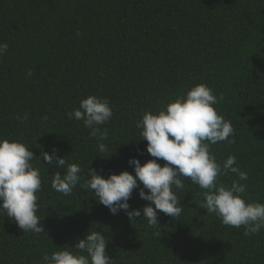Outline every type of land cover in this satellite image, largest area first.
Wrapping results in <instances>:
<instances>
[{
	"label": "trees",
	"instance_id": "obj_1",
	"mask_svg": "<svg viewBox=\"0 0 264 264\" xmlns=\"http://www.w3.org/2000/svg\"><path fill=\"white\" fill-rule=\"evenodd\" d=\"M0 43L8 44L0 56V139L37 157L36 214L45 231L24 233L0 214V264H42L44 254L95 230L114 264H264V229L245 236L243 226L207 215L202 190L188 178L174 189L182 214L158 212L159 227H150L143 212L136 222L123 210L113 215L80 185L69 196L54 191L52 175L65 169L42 160L43 151L57 149L84 179L89 168L105 179L135 175L130 158L153 159L136 122L205 84L234 129V142L210 151L221 164L235 156L234 166L248 174L240 181L247 201L264 204V0H0ZM88 96L107 99L113 110L99 126L108 132L103 153L83 121L66 116ZM26 113L27 121L17 119ZM218 179L228 186L238 177ZM138 191L130 210L150 203Z\"/></svg>",
	"mask_w": 264,
	"mask_h": 264
},
{
	"label": "clouds",
	"instance_id": "obj_2",
	"mask_svg": "<svg viewBox=\"0 0 264 264\" xmlns=\"http://www.w3.org/2000/svg\"><path fill=\"white\" fill-rule=\"evenodd\" d=\"M7 49V43H0V56ZM218 103L213 90L199 84L170 101L157 114L144 113L136 127L141 130V139L147 141L146 152L153 159L142 165L139 159L130 158L128 163L135 175L123 171L105 179L89 168L88 178L84 179L81 167L67 163V158L57 155V149L51 153L43 151L42 160L47 165L65 169L52 175V189L69 196L80 185L90 190L111 214L123 210L131 222H136L143 212L142 221L146 220L150 227H159L158 212L172 218L182 214L181 200L174 189L183 190L188 178L202 190L204 199L199 208L205 209L207 215L214 214L225 226H243L245 236L258 234L264 229V204L247 201L246 185L240 181H247L248 174L234 166L235 156H228L221 164L210 151V145L234 142L229 139L234 135L231 122L214 108ZM29 115L17 119L27 121ZM66 116L83 121V126L96 138L99 152L107 151L108 145L103 141L108 139V132L99 127L113 116L107 99L88 96ZM35 158L25 144L0 139V214L14 221L24 233L40 234L45 231L36 214V194L42 191V180L39 169L32 164ZM158 160L165 162L163 166ZM229 172L238 179L226 186L218 177ZM136 189L142 200L150 202L142 210H130L128 201ZM107 243L100 232L88 231L83 239H76L74 247H58L62 250L44 254L42 264H114L106 252Z\"/></svg>",
	"mask_w": 264,
	"mask_h": 264
}]
</instances>
